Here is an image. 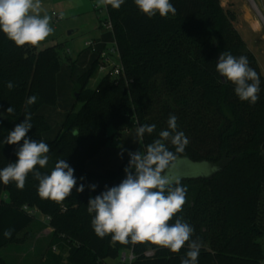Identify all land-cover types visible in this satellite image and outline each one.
Returning <instances> with one entry per match:
<instances>
[{
  "label": "trees",
  "instance_id": "trees-1",
  "mask_svg": "<svg viewBox=\"0 0 264 264\" xmlns=\"http://www.w3.org/2000/svg\"><path fill=\"white\" fill-rule=\"evenodd\" d=\"M94 1V0H91ZM176 14L149 18L135 5L124 0L119 9L106 6L119 50L122 74L108 73L95 88L89 82L99 71L96 59L77 79L75 106L67 113L53 140H45L51 125L41 114L44 107L58 106L57 77L61 72V45L38 49L18 47L0 31V169L17 161L16 145L4 144L8 133L31 114L32 140L49 145L48 165L37 170L50 174L58 160L65 159L74 169L76 187L61 202L41 198L39 181L32 173L20 190L15 182L0 181V264H7L2 252L12 245L24 244L36 223L32 211L47 218L52 230L50 249L37 264H108L121 253L132 252V264H181L187 243L174 253L150 242L121 244L111 236L98 237L92 228L94 213L88 212L89 198L118 185L125 177L127 158L117 171L103 175L86 170L88 161L107 147L115 136L144 124H155L145 133L143 149L161 139L168 130L170 115L177 117V131L188 144L181 152L162 140L174 154L164 174L179 163H208L217 171L209 177H180L174 180L185 189L186 202L170 224L183 218L198 239L197 264H261V200L264 191V75L255 56L248 51L233 16L221 7L220 0H170ZM246 56L249 66L260 77L259 99L255 104L241 101L234 85L216 71L221 52ZM75 64V63H74ZM74 64L72 67H74ZM225 81V82H224ZM12 82L14 87L6 85ZM36 96L35 103H27ZM12 107L13 113L6 110ZM115 131L109 135V129ZM174 135V133H173ZM83 178V179H81ZM96 185L95 189L91 188ZM12 229L11 238H5ZM31 235V236H30ZM23 236V237H21ZM63 253H67L65 257ZM151 253V255H147Z\"/></svg>",
  "mask_w": 264,
  "mask_h": 264
},
{
  "label": "clouds",
  "instance_id": "clouds-1",
  "mask_svg": "<svg viewBox=\"0 0 264 264\" xmlns=\"http://www.w3.org/2000/svg\"><path fill=\"white\" fill-rule=\"evenodd\" d=\"M124 0H98L97 7L111 5L119 9ZM138 9L149 18L157 13L161 17L175 15L176 9L170 0H134ZM41 0H0V31L18 47L38 46L52 32L50 17L41 16ZM259 31L260 23L252 25ZM216 71L226 81L231 82L234 92L241 101L255 104L259 99L260 77L249 66L246 56L236 57L224 51L219 55ZM14 87L12 82L6 85ZM36 96H31L27 103H35ZM14 109L9 107L6 113L11 116ZM0 115H3L0 113ZM31 114L26 113L22 123L15 126L3 141L4 144L16 145L23 141L16 151L17 161L0 169V181L5 185L15 182L16 187L23 190L26 177L32 173L39 181L38 194L41 198L61 202L71 195L77 185L74 169L65 159L58 160L50 174H42L37 165L44 168L48 165L50 148L43 141L32 140L27 133L33 127ZM177 117L170 115L168 130L160 132L161 139L148 145L146 152L129 153L130 160L124 169L126 177L116 186L108 188L88 201V212L94 213L91 224L95 234L104 238L111 236L113 242L121 244H137L150 242L168 248L177 253L187 243L188 251L181 264H197L201 242L193 240L194 229L191 225L177 218L175 223L169 221L182 210L186 202L185 189L165 175L174 154L170 152L162 140L171 139L177 152L183 151L188 144L184 133L177 131ZM155 124H144L137 128L136 137L140 142L145 133L151 134ZM174 133V135H173ZM83 179V178H81ZM96 185H92L94 190ZM77 192L84 191V185L76 187ZM12 229H6L5 238H11Z\"/></svg>",
  "mask_w": 264,
  "mask_h": 264
},
{
  "label": "rangeland",
  "instance_id": "rangeland-1",
  "mask_svg": "<svg viewBox=\"0 0 264 264\" xmlns=\"http://www.w3.org/2000/svg\"><path fill=\"white\" fill-rule=\"evenodd\" d=\"M256 6L257 12L254 10L249 0H220L221 7L226 9L233 16V27L239 33L244 41L248 51L255 56L260 71L264 75V24L259 22L261 16L264 21V0H251ZM98 0H41L40 15L49 16L50 26L53 32L42 41L38 49H45L55 45H61L60 58L62 69L58 75V85L61 97V106L72 107L75 104V110L80 109L81 103L75 101V93L73 87L77 86V76L84 71H88L91 63L92 55L86 50L87 42H94L100 34L99 26L107 19L105 6L97 7ZM101 9V10H98ZM53 13L60 17V21L53 20ZM259 14V16H258ZM249 16V17H248ZM259 22L261 28L254 31L252 25ZM80 58L76 68L73 64ZM89 56V57H88ZM89 58V60H87ZM110 64L121 66L118 55L110 58ZM72 65V66H71ZM107 72L98 71L94 78L89 82L88 88H95L98 82L104 78L112 69L111 65H107ZM65 86V87H64ZM62 114H65L62 113ZM61 112H54L52 118L48 119L51 130L44 138L45 140H53L63 123ZM137 128L130 130L128 135H124L123 139L115 138L108 147L117 148L119 151V159L129 153H144L142 140L140 142L136 137ZM109 135H114L115 131L110 128ZM121 165V164H120ZM119 166L115 164L111 170L117 171ZM217 169L208 163H179L172 168L168 176L173 179L180 177H209L215 173ZM36 223L29 230L32 238L28 236L24 244L12 245L2 252V257L7 264H37L41 263L44 256L49 251L60 254V249L49 247V240L52 230L45 224V218L40 214H35ZM261 228L263 229V237L261 244L264 249V191L261 200ZM30 235V236H31ZM23 237V236H21ZM67 256V253H63ZM119 260H109L108 264H119ZM264 264V261L261 263Z\"/></svg>",
  "mask_w": 264,
  "mask_h": 264
},
{
  "label": "crops",
  "instance_id": "crops-1",
  "mask_svg": "<svg viewBox=\"0 0 264 264\" xmlns=\"http://www.w3.org/2000/svg\"><path fill=\"white\" fill-rule=\"evenodd\" d=\"M99 28H100V34L95 39V41H94L95 44L100 48L115 45V39H114L113 33L110 31H106L101 25L99 26ZM80 58H81V56L79 57V59L77 61H75L73 69L77 67V65L80 61ZM91 58L92 59H91L90 67H91L92 63L97 59V57L94 55ZM87 60H89V58H87ZM90 67L88 69H90ZM84 73H85V71H84ZM82 74L83 73L78 75L77 79ZM74 91H75V86L73 87V93H74ZM57 93H58V106L56 108L44 107L41 109V114L46 118L47 121L49 118H52L51 117L52 114L56 111L61 112V114L65 112V114H62L63 115L62 121H63L65 119L67 113L75 106V104L72 107L61 106V104H60L61 103V97H60V90H59V85H58V77H57ZM129 132L130 131H127V132L122 133L119 136H116V139L117 138L123 139L124 135H128ZM119 151L120 150H118L117 148H114L113 146L112 147L107 146V147L103 148L101 150V152L99 153V155H97L95 158H93L92 160L87 162L86 170L92 174H97V175H103L107 171H114V170H111L109 168H112V166L114 164H115V168H116V166H119L120 164L122 165V163L127 159V156H124V159H119V155H118ZM44 218H46V217H44Z\"/></svg>",
  "mask_w": 264,
  "mask_h": 264
},
{
  "label": "built area",
  "instance_id": "built-area-1",
  "mask_svg": "<svg viewBox=\"0 0 264 264\" xmlns=\"http://www.w3.org/2000/svg\"><path fill=\"white\" fill-rule=\"evenodd\" d=\"M101 10V9H98ZM105 10H106V6H105ZM53 20L55 22L60 21V17L57 16L55 13H53ZM102 27L106 30V31H110L113 32V26L112 23L109 21L108 16L107 19L105 20V22H103ZM86 50L88 52H90L91 54L95 55L97 57V59L99 60V71L100 72H107L108 68L107 65H111V67H113L112 69H110L109 73H111L112 76L114 77H118L122 74L123 70L121 68V66H116L114 64H110V58L113 55H118L119 56V50L118 47L115 45L113 46H109V47H98L95 42H87L86 45ZM130 158V156H128ZM32 214H37L36 211H32ZM47 220V218H45V221ZM147 255H151V253H148ZM135 257L133 255L132 252H123L121 253L120 257H119V264H132V262L134 261Z\"/></svg>",
  "mask_w": 264,
  "mask_h": 264
},
{
  "label": "bare ground",
  "instance_id": "bare-ground-1",
  "mask_svg": "<svg viewBox=\"0 0 264 264\" xmlns=\"http://www.w3.org/2000/svg\"><path fill=\"white\" fill-rule=\"evenodd\" d=\"M250 4L252 5V7L254 8V10L257 12V9H256V6L254 5L253 2H251V0H249ZM259 16V14H258ZM249 17V16H248ZM260 21L259 22H262L264 24V21L262 20L261 16L259 17Z\"/></svg>",
  "mask_w": 264,
  "mask_h": 264
},
{
  "label": "water",
  "instance_id": "water-1",
  "mask_svg": "<svg viewBox=\"0 0 264 264\" xmlns=\"http://www.w3.org/2000/svg\"><path fill=\"white\" fill-rule=\"evenodd\" d=\"M222 79H223V77H222ZM224 80V79H223ZM225 82V81H224Z\"/></svg>",
  "mask_w": 264,
  "mask_h": 264
}]
</instances>
